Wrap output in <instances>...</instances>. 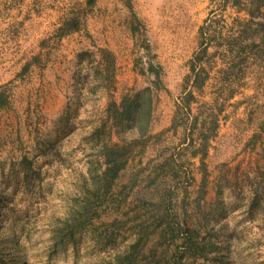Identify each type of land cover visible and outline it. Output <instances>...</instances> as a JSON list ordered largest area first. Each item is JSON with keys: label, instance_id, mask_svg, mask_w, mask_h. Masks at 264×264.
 Here are the masks:
<instances>
[{"label": "rangeland", "instance_id": "374dc122", "mask_svg": "<svg viewBox=\"0 0 264 264\" xmlns=\"http://www.w3.org/2000/svg\"><path fill=\"white\" fill-rule=\"evenodd\" d=\"M85 1L0 0V264H93L138 240L158 245L152 261L164 264L187 232L199 247L189 264H264V8L254 11L264 0H97L83 28L58 40ZM202 48L209 76L200 90L186 85L197 126L185 132L173 117ZM104 51L114 81L92 82ZM149 62L161 67L160 89ZM147 88L149 143L96 198L87 171L103 137L92 130L110 99L142 100ZM213 115L219 126L202 157ZM85 201L98 216L55 241L59 219ZM170 214L183 233L169 228Z\"/></svg>", "mask_w": 264, "mask_h": 264}, {"label": "trees", "instance_id": "16d2710c", "mask_svg": "<svg viewBox=\"0 0 264 264\" xmlns=\"http://www.w3.org/2000/svg\"><path fill=\"white\" fill-rule=\"evenodd\" d=\"M97 0H86L85 7L73 13L67 17L62 24L55 30V37L59 40L67 34L75 31H80L83 28L86 16ZM129 8L132 11V6L129 3ZM264 8V5H258L255 10ZM250 11V16L254 17L256 13ZM134 18H136L132 11ZM262 26V24H259ZM263 27V26H262ZM241 30V31H240ZM239 32H242L240 29ZM244 30V29H243ZM203 34V33H202ZM239 37V36H237ZM236 37V38H237ZM264 37L261 38L260 43H263ZM258 43L252 44L255 47ZM45 45V41H41V46ZM148 50L150 49L147 45ZM264 46V44H263ZM105 53L104 64L99 72L98 77L92 78V82L97 80L100 83H109L114 81L115 73V58L110 51H104ZM82 55V54H81ZM84 55V54H83ZM206 55V48H202L191 61L190 73L185 77L184 88L187 84H191L193 89L200 90L208 79L209 72L204 65H200L202 57ZM239 55H241L239 53ZM80 57V55H79ZM38 57H34L33 61H37ZM147 70L155 77V84L158 89L162 86L161 80V67L149 62ZM223 73H226L225 80H228L229 76H232V70L230 67L222 69ZM82 80H85V84L90 83L89 76H85ZM100 84V85H101ZM99 85V84H98ZM99 85V86H100ZM97 86V87H99ZM104 90L107 88L103 85ZM140 93L134 95L130 100L122 99L120 103L110 99L104 110V118H100L99 124L96 123L90 138L99 140L102 136V142L96 144V151L91 155V161H89V167L87 175L92 181V188L96 198H99L100 194L106 196L111 190L113 183L119 177L120 173L126 168L129 161L137 154L145 150L149 140L151 138V121L154 110V95L150 88L145 90L142 100L139 99ZM195 99L194 90H184L181 96V102L177 104L175 114L173 117V126L177 125V121L181 120L184 123V130L192 132L196 128L195 122L189 123V116L191 112L190 103ZM5 96L0 95V106L4 105ZM214 120L210 127H203L204 130L201 133L199 146L197 152L202 154V157L207 155L209 148V142L215 137L219 118L217 115H213ZM117 137V142H112V137ZM188 135L184 139V143H187ZM189 144H193L194 139H189ZM95 163V164H94ZM98 193V194H97ZM97 194V195H96ZM94 203V202H92ZM97 205L91 204V202H84L77 209H73L70 213H67L63 218L59 219L58 225L54 228L55 241L62 242L65 237H71L77 229H80L88 225L95 217L98 216V210L95 208ZM171 219L169 228L175 233H183L182 226L177 222L176 215L170 214ZM170 230V231H171ZM171 231V232H172ZM172 232V233H173ZM156 244L147 248V244H141V241H135L129 245L123 252L115 254L113 257H107L99 262L93 264H159L160 260L152 261L157 253ZM198 245L194 236L187 232L183 239L182 245L176 248L169 259H165L164 264H189L188 258L194 256L198 252ZM163 254H167L165 250ZM151 259L147 260V256Z\"/></svg>", "mask_w": 264, "mask_h": 264}]
</instances>
